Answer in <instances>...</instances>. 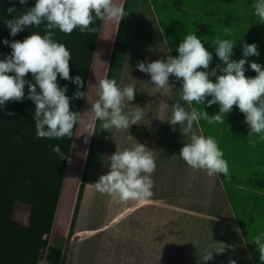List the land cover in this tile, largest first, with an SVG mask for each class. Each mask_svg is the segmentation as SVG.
I'll return each mask as SVG.
<instances>
[{"label": "crops", "instance_id": "crops-1", "mask_svg": "<svg viewBox=\"0 0 264 264\" xmlns=\"http://www.w3.org/2000/svg\"><path fill=\"white\" fill-rule=\"evenodd\" d=\"M125 1L115 0L123 8ZM207 1H213L216 8L209 11L206 25L198 24L195 33L213 57L205 71L225 66L216 56L213 44L216 39L228 38L235 42L231 59H246L245 75L255 77L251 63L264 69V24L254 14V0ZM125 13L118 42L121 21L101 24L85 91L88 99L84 98L81 107L82 119L77 125L49 246L62 250L63 264H263L253 256L250 241L264 233V140L248 136L245 116L233 106L223 123L201 119L193 124L198 135L217 141L229 165L228 176L209 177L180 159V149L188 140L179 125L173 131L167 122L172 116L171 107L179 102L188 111L205 110L209 116L212 110L206 103L180 101L182 83L175 77L170 76L167 90H158L150 75L137 69L138 62L147 64L175 55L151 0H128ZM217 15L221 17L215 18ZM225 29L231 35H226ZM245 43H255L259 55L244 57ZM221 74L217 70V75ZM104 78L115 79L120 87L135 88V99L128 102L124 111L130 114L136 106L143 108L144 117L138 124L123 130H102L100 121L97 126L98 120L89 112L96 99L95 85ZM136 143L151 150L156 162L151 174L153 195L121 202L97 192L92 184L109 171L108 157L117 149H131ZM81 185L83 193L75 214ZM18 208L19 212L26 211L23 206ZM26 216L14 214V219L28 225ZM214 243L224 244V251L217 254L213 249V258L203 261V254L211 251Z\"/></svg>", "mask_w": 264, "mask_h": 264}, {"label": "clouds", "instance_id": "clouds-1", "mask_svg": "<svg viewBox=\"0 0 264 264\" xmlns=\"http://www.w3.org/2000/svg\"><path fill=\"white\" fill-rule=\"evenodd\" d=\"M19 3L26 4L27 0H19ZM252 6L259 22L264 24V0H254ZM15 11L14 7L7 9L10 15ZM126 15L123 6L115 0H36L34 7L4 21L11 36L33 26L40 28L41 25L44 34L32 32L22 42L4 41L12 52L0 60V106L9 101H22L27 85V98L35 105L37 138H72L73 129L82 115L71 110L67 87L59 86L58 75L78 86L74 98L88 99V93L80 90L84 87L80 76H70L71 52L65 44L54 39V30L58 29L65 35L76 29L81 33H96L97 28L91 26L96 20L119 23ZM224 31L226 35H231L229 29ZM213 45L216 56L225 66L217 65L211 71L205 70L209 69L212 54L196 34L184 36L176 49L178 56L169 55L167 59L147 64L138 62L136 65L139 71L150 75L152 85L158 90L169 88L170 76L181 81L180 101L198 105L206 103L209 107L219 105V112L209 116L205 110L192 108L188 111L177 102L171 107L172 116L167 120L173 131L179 125L181 134L187 137L188 142H184L180 149V159L192 169L204 171L209 177L217 174L228 176L229 165L217 141L213 137L198 135L193 130L194 122L202 119L208 123H223L224 116L236 106L245 116V123L250 129L248 136L255 135L264 140V69L253 62L250 67L257 75L246 77L245 64L248 61L231 59L235 42L228 38L216 39ZM242 51L244 57L259 55L255 43H245ZM217 70L223 74L217 75ZM28 74H31V80L25 79ZM210 77H215V82ZM95 88L96 99L91 102L89 113L102 122V130L129 129L144 117L143 108L139 106L130 114H125L128 102L135 99V88L131 85L120 87L115 79L104 78L97 81ZM8 115L14 113L9 112ZM53 151L61 159L65 157L59 145L54 146ZM108 161L109 171L92 184L97 192L113 196L121 202L139 201L153 195L151 174L156 169V162L152 151L145 145L136 143L131 149H117ZM253 243L257 246L260 261L264 262V233L256 236ZM213 249L220 254L225 245L214 243L211 251H205L201 259L211 260ZM230 264H235V261Z\"/></svg>", "mask_w": 264, "mask_h": 264}, {"label": "trees", "instance_id": "trees-1", "mask_svg": "<svg viewBox=\"0 0 264 264\" xmlns=\"http://www.w3.org/2000/svg\"><path fill=\"white\" fill-rule=\"evenodd\" d=\"M36 0H27L20 4L19 0H0V60L5 59L12 52L7 40L23 41L32 32L44 34L43 25L40 28L30 27L16 36L10 35V30L4 21L12 19L30 7H34ZM128 0L125 1L126 12ZM15 8V12L8 14L7 9ZM121 20L117 42L120 35ZM102 21L96 20L92 27L96 33H81L78 29L70 35H65L58 29L54 39L66 45L72 55L70 61V76H80L84 82L81 91H86L89 74L99 38ZM115 56L112 55L111 64ZM112 65L108 78L111 75ZM25 79L31 80V74ZM60 87H67L66 95L70 98L71 110L81 112L84 98H74L78 86L70 80L59 77ZM28 97V86L25 85V97L22 101H9L0 106V264H37L44 259L45 264H63V252L60 248L49 246L48 238L51 233L61 190L67 170L69 157L77 126L73 129V137L62 139H48L36 136L34 122V102ZM9 112L14 115H8ZM99 121H97L98 126ZM94 137L88 153L83 174L86 179L89 162L92 155ZM59 145L64 158L53 151ZM83 185L80 186L75 214L80 205ZM21 203L30 207L29 223L22 225L14 220V204ZM75 220V215L73 222Z\"/></svg>", "mask_w": 264, "mask_h": 264}, {"label": "rangeland", "instance_id": "rangeland-1", "mask_svg": "<svg viewBox=\"0 0 264 264\" xmlns=\"http://www.w3.org/2000/svg\"><path fill=\"white\" fill-rule=\"evenodd\" d=\"M151 1L159 16L160 23L167 35V38L170 42L171 49L175 57L178 56V52L176 49L178 48L179 44L182 42L184 36L186 34H195L196 29H198L197 28L198 24H202L203 26L206 25L209 11L216 8V4L212 3L213 1L210 2L211 4L210 3L208 4L207 0H151ZM216 17H221V16L217 15L215 16V18ZM202 28L204 29V27ZM199 32L200 31H197V33ZM201 34L204 39V35L206 34V31L201 32ZM207 99H211V97H208ZM209 108L212 110L210 111V116H212V114L214 113L216 114L215 110L217 109L219 110V105L214 104ZM20 206H23L26 211L21 210L19 212L18 207ZM14 214L15 216L21 215L22 217L27 215L29 219L30 207L26 204L15 203L13 218H14ZM250 243L253 244L251 246V251L253 253V256L256 259H259V253L257 251V247L254 246L252 239ZM37 264H45L44 259L40 260Z\"/></svg>", "mask_w": 264, "mask_h": 264}, {"label": "water", "instance_id": "water-1", "mask_svg": "<svg viewBox=\"0 0 264 264\" xmlns=\"http://www.w3.org/2000/svg\"><path fill=\"white\" fill-rule=\"evenodd\" d=\"M47 238H48V236L47 235H44L43 239L46 240Z\"/></svg>", "mask_w": 264, "mask_h": 264}]
</instances>
